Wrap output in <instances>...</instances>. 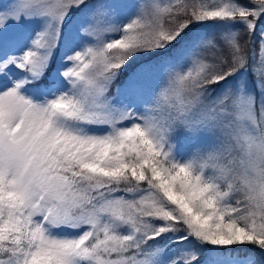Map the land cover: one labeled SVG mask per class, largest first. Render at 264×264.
I'll return each mask as SVG.
<instances>
[{
  "label": "snow or ice",
  "instance_id": "snow-or-ice-1",
  "mask_svg": "<svg viewBox=\"0 0 264 264\" xmlns=\"http://www.w3.org/2000/svg\"><path fill=\"white\" fill-rule=\"evenodd\" d=\"M22 19L38 30L7 26ZM208 247L264 264V0H13L0 264H201Z\"/></svg>",
  "mask_w": 264,
  "mask_h": 264
},
{
  "label": "rangeland",
  "instance_id": "rangeland-1",
  "mask_svg": "<svg viewBox=\"0 0 264 264\" xmlns=\"http://www.w3.org/2000/svg\"><path fill=\"white\" fill-rule=\"evenodd\" d=\"M162 2L166 3L167 0H162ZM13 3V0H0V11H3L5 10L7 7H9L11 4ZM7 26H11L12 27V30L13 31H22V32H25V33H32V29H31V26H32V21L29 22V21H25V20H21L19 24H16L15 21L13 20H9L7 22ZM212 26L210 25L209 26V29L211 28ZM211 250V249H210ZM209 264H215V261L212 260Z\"/></svg>",
  "mask_w": 264,
  "mask_h": 264
},
{
  "label": "trees",
  "instance_id": "trees-1",
  "mask_svg": "<svg viewBox=\"0 0 264 264\" xmlns=\"http://www.w3.org/2000/svg\"><path fill=\"white\" fill-rule=\"evenodd\" d=\"M39 28V24L36 21H32V26L31 29L33 32L34 30H38ZM211 248L208 247L207 249H205V251L203 252V254L201 255V264H209L212 260H214L213 258L217 255L216 252L214 250H210Z\"/></svg>",
  "mask_w": 264,
  "mask_h": 264
}]
</instances>
